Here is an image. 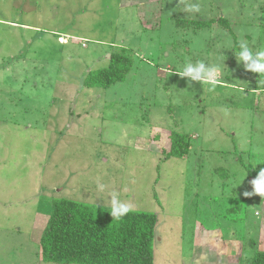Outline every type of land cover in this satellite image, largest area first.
Instances as JSON below:
<instances>
[{
  "label": "rangeland",
  "instance_id": "1",
  "mask_svg": "<svg viewBox=\"0 0 264 264\" xmlns=\"http://www.w3.org/2000/svg\"><path fill=\"white\" fill-rule=\"evenodd\" d=\"M219 17L264 50V0H0V264H54L38 244L52 200L111 208L112 191L157 216L153 264L264 251V198L243 196L238 160L262 166L264 83L218 24L176 26ZM121 48L124 80L85 88ZM197 60L221 67L214 92L175 73ZM171 131L189 138L181 159L165 160Z\"/></svg>",
  "mask_w": 264,
  "mask_h": 264
},
{
  "label": "trees",
  "instance_id": "2",
  "mask_svg": "<svg viewBox=\"0 0 264 264\" xmlns=\"http://www.w3.org/2000/svg\"><path fill=\"white\" fill-rule=\"evenodd\" d=\"M176 26L208 30L218 24L233 39V50L239 51V42L229 22L223 17L207 21L178 20ZM132 55L124 48L110 54L106 67L89 71L83 79L85 88L108 89L124 80L132 67ZM256 79L264 80L251 73ZM170 147L165 160L183 158L188 153L189 138L186 134L171 131ZM238 155L239 151H235ZM239 162L247 178L253 180L264 168V153L260 168ZM235 208V207H234ZM239 210V207L237 208ZM233 208H230L232 212ZM111 208L76 202L64 198L53 199L46 225L39 237L40 260L54 264H153V243L157 216L153 213L130 211L115 219ZM257 214V213H256ZM242 255L241 264H264V251Z\"/></svg>",
  "mask_w": 264,
  "mask_h": 264
},
{
  "label": "clouds",
  "instance_id": "3",
  "mask_svg": "<svg viewBox=\"0 0 264 264\" xmlns=\"http://www.w3.org/2000/svg\"><path fill=\"white\" fill-rule=\"evenodd\" d=\"M186 11L199 12V4L187 5ZM238 64L244 66L247 72L258 74L264 77V50L253 51L246 41L239 43V51L236 53ZM182 78H187L189 86L192 82H199L201 85H208V91L214 92L219 77L221 74V67L219 65H208L203 60H197L195 63L186 62L181 71L175 72ZM264 83V80H261ZM252 191L243 192L244 197L260 196L264 198V168H261L256 177L250 182ZM98 191L103 192L104 186L99 185ZM111 216L115 219H120L126 216L130 210L131 205L122 202L119 193L112 191L110 194Z\"/></svg>",
  "mask_w": 264,
  "mask_h": 264
},
{
  "label": "crops",
  "instance_id": "4",
  "mask_svg": "<svg viewBox=\"0 0 264 264\" xmlns=\"http://www.w3.org/2000/svg\"><path fill=\"white\" fill-rule=\"evenodd\" d=\"M139 4V2L136 4V5H138ZM85 41V40H84ZM84 41H81V44L83 45L84 44ZM64 44V43H63ZM256 214V213H255Z\"/></svg>",
  "mask_w": 264,
  "mask_h": 264
}]
</instances>
